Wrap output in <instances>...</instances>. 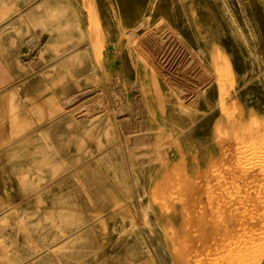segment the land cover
I'll return each mask as SVG.
<instances>
[{
	"label": "rangeland",
	"instance_id": "obj_1",
	"mask_svg": "<svg viewBox=\"0 0 264 264\" xmlns=\"http://www.w3.org/2000/svg\"><path fill=\"white\" fill-rule=\"evenodd\" d=\"M3 1L0 264H264V0Z\"/></svg>",
	"mask_w": 264,
	"mask_h": 264
},
{
	"label": "crops",
	"instance_id": "obj_2",
	"mask_svg": "<svg viewBox=\"0 0 264 264\" xmlns=\"http://www.w3.org/2000/svg\"><path fill=\"white\" fill-rule=\"evenodd\" d=\"M7 1H0V19L9 18ZM3 28H0V31ZM8 46V45H7ZM6 44L0 43V151L8 148L14 139L16 127V94L14 73L11 65L6 62L2 52L8 49ZM9 47V46H8ZM136 264H162L155 259H144Z\"/></svg>",
	"mask_w": 264,
	"mask_h": 264
}]
</instances>
